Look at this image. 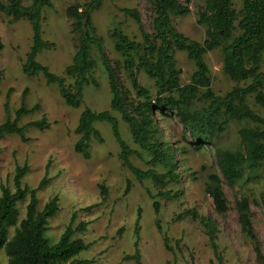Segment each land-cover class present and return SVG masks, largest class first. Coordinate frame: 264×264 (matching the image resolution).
<instances>
[{"label":"rangeland","instance_id":"1","mask_svg":"<svg viewBox=\"0 0 264 264\" xmlns=\"http://www.w3.org/2000/svg\"><path fill=\"white\" fill-rule=\"evenodd\" d=\"M51 6L42 11L41 37L51 44L37 56V61L47 66L56 75H64V69L71 64L77 48V38L72 32L71 21L65 14L71 5H82L88 0H50ZM190 9L187 15L173 17L175 28L184 36L202 42L205 26L197 23L198 12L203 8L202 0H178ZM31 0H22L27 6ZM242 0H233V8L239 11ZM122 8H135L141 16V22L147 32H152V13L147 0H103L102 7L91 14L96 33L103 38L107 56L116 67V75L124 87L130 90L131 84L121 67V57L114 49V42L108 32L120 24L122 31L129 38L140 41V33L136 23L124 17ZM238 31L234 34L236 35ZM0 124L8 115L4 110L7 101L9 116L19 107L21 96L27 90L25 102L28 109L35 105L39 108L28 113L21 120V125L45 117L49 128L25 131L24 142L17 135H7L0 139V185L13 190V177L17 165H29V171L22 182L35 188L45 176L48 183L37 192V210L54 195L59 198L58 211L49 219L45 233L50 243L54 244L70 223L76 213L74 225L88 222L84 233H76L73 238H80L89 248L79 253L77 259L92 260V264H215L204 229L198 220L190 216L180 217L189 209H196L198 214L210 216L218 226L217 243L225 264H264L258 260L252 241L243 233L238 222L236 202L247 198L250 204V218L254 233L264 252V207L261 201V190L264 184V164L255 171L245 170L240 180L232 185L223 183V190L228 202V210L218 214L214 210L212 199L206 194L208 175L217 173L215 149L237 151L241 149L238 130L245 128L263 129L264 124L248 120H229L225 131L216 136L211 144L195 150L191 138L182 125L173 117L160 118L161 132L157 141L172 146L176 161L175 172L178 182L169 183L165 188L155 187L150 180L141 183L136 180L130 170L119 158V147L114 140L109 124L95 123L103 143L94 139L90 141L91 157L85 160L74 151L79 139L75 133L81 111L87 107L94 112L109 111L118 120L122 138L129 147L140 153L129 156L130 163L141 170L155 169L166 173L169 169L161 165H150V155L142 151L131 139L129 129L116 111L110 110L111 93L106 71L101 64L97 50L92 47L91 57L96 67L91 79L96 85L89 83L84 88V102L78 108L68 107L61 98L55 85H49L42 76L30 77L22 72L26 54L32 45V29L28 21H12L11 17L0 13ZM176 67L180 70V84L190 81L195 70L194 63L184 52H175ZM222 52L215 49L204 55L211 89L215 95L222 96L234 86L246 87L250 80L235 83L222 72ZM120 64V65H119ZM260 71L264 72V54L260 62ZM67 84L72 85V78L65 76ZM137 78L141 85L155 95L154 82L140 70ZM264 90V89H263ZM194 101L191 109L200 110L207 105L201 94ZM246 104L264 120V109L255 103L253 95L245 98ZM99 185L106 189L101 198ZM128 188V190H127ZM165 190L179 191L178 198L167 200L158 196ZM1 194V193H0ZM155 196V198H152ZM160 203L159 225L169 237L172 250L165 248L162 235L158 232L154 221L152 202ZM27 200L18 204V222L25 217ZM94 205L91 210L85 211ZM139 216V239L137 258L123 261L126 255H136L134 243L135 222ZM16 226L8 227L11 238ZM179 241V246L175 241ZM8 257L4 249L0 250V264H6Z\"/></svg>","mask_w":264,"mask_h":264},{"label":"trees","instance_id":"2","mask_svg":"<svg viewBox=\"0 0 264 264\" xmlns=\"http://www.w3.org/2000/svg\"><path fill=\"white\" fill-rule=\"evenodd\" d=\"M152 13V32H147L141 22L140 13L135 8H122L124 17L132 19L139 30L140 41L129 38L120 24L108 32L114 42V49L120 55L121 67L130 81L133 96L122 85L116 75V67L112 65L104 48V41L96 33L91 20V14L102 7L103 0H88L82 5H71L65 14L71 21V29L77 38V48L71 64L64 69V75L72 78V85L67 84L66 77L56 75L50 69L37 61V56L51 44L41 37L42 11L51 6L50 0H31L27 6L22 0H0V13L12 18V21L26 20L32 29V45L26 54L22 72L26 76H42L49 85H55L64 103L78 109L84 102V88L87 84L96 83L91 79V73L96 67L91 57L92 47L97 50L101 64L108 79L111 93L110 110L116 111L127 124L132 141L144 152L150 155V165H161L169 170L159 173L153 168L141 170L134 167L129 156L134 152L122 138L118 120L107 110L94 112L85 107L79 116L75 133L79 139L74 145V151L85 160L90 159V141L94 139L103 143L95 123L109 124L112 136L119 147V158L138 182L150 180L157 188H165L169 183L178 182L175 172L176 161L172 146L156 140L161 128L157 117H173L182 125L191 138L195 150L211 144L212 140L223 133L229 120H248L264 124L245 102L248 95H253L254 101L264 109V72L260 71V62L264 54V0H242L239 11L233 8V0H202L203 8L198 12L197 23L205 26V36L202 42L192 40L181 34L174 26L173 17L187 15L190 11L187 5L178 0H147ZM238 31L235 35L234 33ZM221 49L222 72L235 83L250 80L246 87L234 86L224 95H215L211 89V79L204 55L215 49ZM2 43L0 42V51ZM184 52L195 65L190 81L180 84V70L176 67L175 52ZM119 64V65H120ZM142 70L146 77L154 82L155 95L140 84L137 73ZM1 79V72H0ZM201 90L203 100L207 105L200 110L191 107L198 99ZM27 90L21 96L19 107L9 116V105L6 101L4 110L7 119L0 124V139L7 135H17L24 142L25 131L31 128L45 130L49 122L45 117L21 125V120L28 113L37 110L38 105L28 109L25 102ZM241 149L229 151L215 149L217 173L208 175L206 194L212 199L214 210L224 214L228 210V202L223 190V183L232 185L243 176L245 170L255 171L264 164V128H241L238 130ZM138 157L140 153L134 152ZM29 171V165H17L13 177V190L0 185V250L4 249L8 257L6 264H92L89 259H77L80 252L89 248L80 238H73L78 233H84L88 222L81 221L76 226V213L70 223L54 244L50 243L45 233L49 219L54 217L59 209L57 195L51 197L42 210H37V192L48 183L45 176L35 188L23 184L22 180ZM101 198L106 189L99 185ZM128 190V188H127ZM158 196L172 200L180 196L179 191L165 190ZM155 198V196H152ZM27 200L25 217L18 222V204ZM261 201L264 207V184L261 190ZM94 205L84 209L91 210ZM154 221L158 232L162 235L165 248L169 251V237L159 225L160 203L152 202ZM238 222L243 233L252 241L258 260H264V252L254 233L249 215L250 204L247 198L236 202ZM190 216L198 220L207 236L210 248L218 264H225L217 243L218 226L210 216L198 214L196 209H189L180 217ZM16 229L11 238L8 227ZM139 216L135 222L134 243L136 255H126L122 259L128 261L137 258L139 239ZM179 241L175 245L179 246ZM121 264V263H118ZM215 264V263H211Z\"/></svg>","mask_w":264,"mask_h":264}]
</instances>
